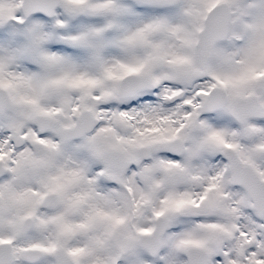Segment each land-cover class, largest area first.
Returning a JSON list of instances; mask_svg holds the SVG:
<instances>
[{"label": "rangeland", "instance_id": "obj_1", "mask_svg": "<svg viewBox=\"0 0 264 264\" xmlns=\"http://www.w3.org/2000/svg\"><path fill=\"white\" fill-rule=\"evenodd\" d=\"M219 1L230 7L228 34L214 45L203 63L206 76L196 83L184 73L199 68L198 30ZM20 3L0 0V73L9 81V118L14 121V111L23 118L38 109L49 124L36 135L43 150L35 159L29 148L18 151L20 165L29 160L45 165L41 174L29 176L22 167L16 180L0 182V241L11 244L12 264H55L57 248L75 264H186L184 250L190 245L206 249L208 264H264V215L252 208L240 186L230 184L221 155L231 147L241 163H251L264 178V119L247 121L251 143L226 106L198 115L213 85L226 90L227 101L255 94L264 106V0H61L52 17H24ZM126 73L147 75L154 88L103 106L101 99L115 94ZM181 87L188 93L170 102L168 95ZM43 93L49 100L41 104ZM84 107L98 127L60 144L56 128L72 125ZM114 120L127 126L125 134L115 129ZM173 136L185 142L180 156L155 151L113 181L97 157L105 147L135 157L139 145ZM256 147L263 149L258 160L250 154ZM137 169L151 180H139ZM171 171L181 179L165 186ZM50 191L56 207L38 209ZM175 209L180 214L172 219ZM26 215L32 228L16 236ZM158 215L167 218V227L158 254L149 257L134 239L151 232ZM25 247L41 248L45 255L25 262L17 256Z\"/></svg>", "mask_w": 264, "mask_h": 264}, {"label": "water", "instance_id": "obj_2", "mask_svg": "<svg viewBox=\"0 0 264 264\" xmlns=\"http://www.w3.org/2000/svg\"><path fill=\"white\" fill-rule=\"evenodd\" d=\"M61 0H21L20 8L24 17H29L35 13H41L46 17H52L55 10L60 5ZM230 22V7L226 1H219L212 5L204 16L203 26L198 30V36L195 42L197 49V57L199 60V68L191 69L185 73L188 80H201L206 76L203 70V63L211 58L214 45L226 38L228 34V26ZM109 28V22L106 29ZM154 83L145 74L126 73L120 77L116 95L123 97L132 95L143 89H153ZM263 86L258 84L255 91L260 93ZM187 89H181L170 97L171 100L182 97ZM41 102L47 103L49 95L43 93L40 97ZM226 106L229 115L240 125L244 137L252 136V128L247 124L249 119H264V106H262L255 94H247L237 96L227 101L226 90L217 85H213L208 90L205 99L200 105L199 115L213 112ZM28 121L38 124V132L44 133L48 127V117L44 114H32L28 116ZM97 125L95 115L89 109H83L75 117L74 122L70 126H59L55 132L58 142L65 144L72 140H77L91 133ZM116 128L125 134L127 126L122 122L116 123ZM12 139L16 146L22 144L20 136H16L13 132ZM18 140V141H16ZM34 149L37 154L42 151L40 144H35ZM154 150L168 151L176 156H180L184 150V142L179 137H174L160 142L156 147L154 144H141L137 147L135 157H128L121 151L107 147L102 149L97 157L104 163L106 176L113 179V173L123 176L130 166L139 167L144 161L152 157ZM221 155L228 163V169L231 174L230 184L240 186L251 199V206L259 216L264 215V179L260 178L250 163H241L236 151L231 147H224ZM262 155L260 149H255L252 158L258 160ZM32 174L37 175L41 172V167L33 168ZM136 177L143 181L149 182L151 176L149 173L140 169L136 171ZM181 174L178 171L168 173L164 179L165 186H174L179 183ZM57 205V198L54 192L50 191L43 195L37 204L38 209H54ZM180 212L175 209L170 212L169 217L174 219L179 216ZM33 225L31 216L26 215L22 218L17 230L16 236L27 234ZM167 227V218L164 215H158L155 218L154 227L149 233H141L134 239V244L144 249L149 257L158 254L161 246V238ZM45 253L38 247H25L18 252V258L21 260L34 263L44 257ZM184 256L186 264H208L209 254L201 246L190 245L185 248ZM55 264H75L71 257L61 248L55 249L53 252ZM0 264H12V248L8 241H0Z\"/></svg>", "mask_w": 264, "mask_h": 264}, {"label": "flooded vegetation", "instance_id": "obj_3", "mask_svg": "<svg viewBox=\"0 0 264 264\" xmlns=\"http://www.w3.org/2000/svg\"><path fill=\"white\" fill-rule=\"evenodd\" d=\"M185 73H184V76H185ZM5 77H6L5 74L0 73V182L5 177H10L11 180H13V181L16 180L18 172H19V170H21L20 168H22V167H23V170L25 171L26 174H28L29 176H34V177H36L37 175H40L41 172L45 168V165H42L41 162H30V160H29L28 163H26L25 161H21V165L19 164L18 151L22 150L23 148H29L30 150L35 152V156L34 155L30 156V159H35L37 157V155H39V154L36 153V151L34 149V145L35 144H40L39 141L36 139V135H41L42 133L38 132V124L37 123H33V122H29L27 118H28V116H30L32 114H44V113H42L41 110L35 109V110L31 111L29 114L25 115L23 118H20L19 116L16 115L17 111H14L13 114L11 115L12 118H14V121L11 122L10 118H9L10 115L8 113L9 110H10L9 108H10V104H11V96H10V90H9V84H8L9 81H5ZM190 81H195L197 83L199 80H190ZM184 88L187 89V91L182 97L177 98L175 100H171L170 99V97L172 95H174L175 93H177L178 91H180L181 89H184ZM116 90H117V88L115 89V94H110V95H108V97L101 99V103L103 104V106H106L107 102L115 103L118 99H122V97H118L116 95ZM187 93H188V88L181 87L180 89H177V90L173 91L172 93H170L168 95V99H169L170 102H176L179 99L183 98ZM40 97H41V95H40ZM40 97H39L38 101L41 104H43L41 102ZM90 100H91L90 97H87L86 101H87L88 104H90ZM119 107H121V104H119ZM83 109H89V107L88 108L84 107L81 110H83ZM116 109H117V107H116ZM112 111L115 112L113 109H112ZM198 112H199V110H198ZM7 113H8V115H7ZM205 114H207V113H205ZM202 115H204V114H202ZM202 115H199V116H202ZM112 119H113V116L109 115V120H112ZM48 122H49V119H48ZM117 122H122V121L121 120H114L113 121L115 129H117L116 128V123ZM25 123H28L32 127L31 128L32 130L30 128L27 129L26 126H24ZM98 125H99V122H98V119H97L96 127L89 134H92L95 131V129L98 127ZM12 132L16 136H20L19 140H21V142H22V144L20 146H16L15 145V142H14V140L11 137ZM89 134H87V135H89ZM84 137H82V138H84ZM174 137H179V138H181L183 140V138L180 137V136H173V137L167 138L165 140H168V139H171V138H174ZM247 139L251 143H253V141H254L253 137H247ZM16 141H18V140H16ZM72 141H75V140H72ZM183 142H184V140H183ZM159 143L160 142H158L157 144H155V143H148V144H154V146L156 147ZM184 146H185V142H184ZM41 148H42V146H41ZM105 148H107V147H105ZM255 149H260L262 151V155H263V149L256 147V148L252 149V151L250 153L251 157H252V153H253V151ZM42 150H43V148H42ZM155 151H157V150H154V152ZM136 152H137V149H136ZM157 152H167V153H169L171 155H174V154H172V153H170L168 151H157ZM249 152L250 151L248 149H246V148L243 149V153L245 155H248ZM262 155H261V157H262ZM246 163H248V162H246ZM35 167H41V172L38 173L37 175L32 174V172L34 171L33 168H35ZM252 167L256 171V169H255V167L253 165H252ZM136 168H138V167H136ZM258 175H259L260 178H263L259 173H258ZM115 176H118V175L113 173V179H110V180L113 181L115 179Z\"/></svg>", "mask_w": 264, "mask_h": 264}]
</instances>
